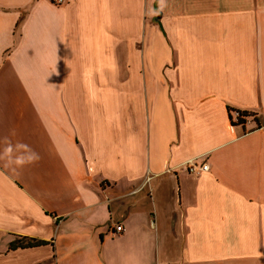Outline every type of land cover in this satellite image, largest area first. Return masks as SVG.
<instances>
[{"label":"crops","instance_id":"0c3cea01","mask_svg":"<svg viewBox=\"0 0 264 264\" xmlns=\"http://www.w3.org/2000/svg\"><path fill=\"white\" fill-rule=\"evenodd\" d=\"M0 264H264V0H0Z\"/></svg>","mask_w":264,"mask_h":264},{"label":"built area","instance_id":"2783aa9c","mask_svg":"<svg viewBox=\"0 0 264 264\" xmlns=\"http://www.w3.org/2000/svg\"><path fill=\"white\" fill-rule=\"evenodd\" d=\"M56 3L60 4L63 2V0H55ZM240 113L238 111H236L233 115V121L236 125H244L245 124V120H244V123H240L238 121V118H240ZM246 119V118H245ZM185 166L188 170V172L190 173H200V172H203V171H207L208 168H209V165L207 162H202L200 164L196 163L195 162V159H190L188 160L186 163H185ZM122 230V226L121 225H116L114 228H113V231L112 233L113 234H116V233H119L121 232Z\"/></svg>","mask_w":264,"mask_h":264},{"label":"trees","instance_id":"16d2710c","mask_svg":"<svg viewBox=\"0 0 264 264\" xmlns=\"http://www.w3.org/2000/svg\"><path fill=\"white\" fill-rule=\"evenodd\" d=\"M240 113V118H238V121L240 122V123H244V120H245V118L248 116V114L247 113H245V112H239ZM37 243V242H36ZM26 244H30V242H26V243H21V245H26Z\"/></svg>","mask_w":264,"mask_h":264}]
</instances>
